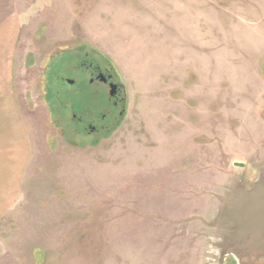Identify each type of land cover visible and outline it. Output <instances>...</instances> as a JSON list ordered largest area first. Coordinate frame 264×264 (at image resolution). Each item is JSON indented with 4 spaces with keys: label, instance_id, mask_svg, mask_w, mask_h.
<instances>
[{
    "label": "rangeland",
    "instance_id": "obj_1",
    "mask_svg": "<svg viewBox=\"0 0 264 264\" xmlns=\"http://www.w3.org/2000/svg\"><path fill=\"white\" fill-rule=\"evenodd\" d=\"M16 6L9 75L31 160L0 264H264V0ZM80 45L127 102L111 131L74 140L55 117L95 92L63 82L81 78Z\"/></svg>",
    "mask_w": 264,
    "mask_h": 264
},
{
    "label": "crops",
    "instance_id": "obj_2",
    "mask_svg": "<svg viewBox=\"0 0 264 264\" xmlns=\"http://www.w3.org/2000/svg\"><path fill=\"white\" fill-rule=\"evenodd\" d=\"M17 16L16 0H0V221L19 198L31 160L29 135L18 116L9 75L19 31Z\"/></svg>",
    "mask_w": 264,
    "mask_h": 264
},
{
    "label": "flooded vegetation",
    "instance_id": "obj_3",
    "mask_svg": "<svg viewBox=\"0 0 264 264\" xmlns=\"http://www.w3.org/2000/svg\"><path fill=\"white\" fill-rule=\"evenodd\" d=\"M79 48L81 52L78 56L77 67L81 78L77 82L64 78L63 82L71 87H77L79 96H88L91 89H94L95 92L91 94V99L83 111L72 110L68 116L58 115L55 117L56 122L62 126V133L74 140L105 135L124 116L127 101L124 85L114 76L106 60L98 55H92L93 52L87 45H80ZM77 51L78 49H75V52ZM113 85H117L118 89L114 95H111ZM88 115L91 117L90 119L95 117L93 120L100 119V121L89 122Z\"/></svg>",
    "mask_w": 264,
    "mask_h": 264
},
{
    "label": "water",
    "instance_id": "obj_4",
    "mask_svg": "<svg viewBox=\"0 0 264 264\" xmlns=\"http://www.w3.org/2000/svg\"><path fill=\"white\" fill-rule=\"evenodd\" d=\"M117 89H118V86L117 85H113L112 86V94L111 95H114V92H116ZM124 92L126 93L125 87H124ZM126 95H127V93H126ZM235 166H237V167H244V164H237L236 163Z\"/></svg>",
    "mask_w": 264,
    "mask_h": 264
},
{
    "label": "trees",
    "instance_id": "obj_5",
    "mask_svg": "<svg viewBox=\"0 0 264 264\" xmlns=\"http://www.w3.org/2000/svg\"><path fill=\"white\" fill-rule=\"evenodd\" d=\"M93 51V50H92ZM92 55H98V56H100L101 58H103L104 60H106V62L109 64V60H108V58L106 57H104V56H102L101 54H99V53H97V52H95L94 53V51H93V53H91ZM113 65V64H112ZM110 66V65H109ZM111 67V66H110ZM111 69L113 70V68L111 67ZM111 131V130H110Z\"/></svg>",
    "mask_w": 264,
    "mask_h": 264
}]
</instances>
